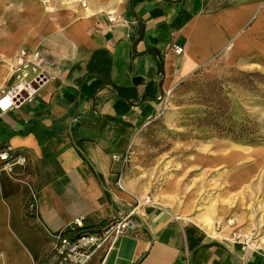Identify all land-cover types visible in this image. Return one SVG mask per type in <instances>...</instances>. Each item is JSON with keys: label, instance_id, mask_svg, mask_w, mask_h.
<instances>
[{"label": "crops", "instance_id": "1", "mask_svg": "<svg viewBox=\"0 0 264 264\" xmlns=\"http://www.w3.org/2000/svg\"><path fill=\"white\" fill-rule=\"evenodd\" d=\"M43 41L53 61L46 82L0 112V152L27 157L14 177L0 167V261L38 264L52 234L74 220L95 231L131 213L136 227L87 264H264L247 243L212 239L166 208L141 205L125 181L136 134L178 84L220 56L264 60V0H124L117 17L99 15L67 51Z\"/></svg>", "mask_w": 264, "mask_h": 264}, {"label": "rangeland", "instance_id": "2", "mask_svg": "<svg viewBox=\"0 0 264 264\" xmlns=\"http://www.w3.org/2000/svg\"><path fill=\"white\" fill-rule=\"evenodd\" d=\"M24 1L0 0V47L14 41L13 44L20 47L16 56L25 53L29 64L42 70L53 61L43 53L41 43L44 44L43 40H49L55 33L52 23L66 18V15L58 16L62 5L50 0L55 14L49 13L43 21L45 18L41 12L29 20L28 11L21 7ZM27 2L31 5L35 0ZM9 37L14 40H8ZM33 55L39 56L37 63L33 62ZM3 62L1 56L0 64ZM12 65L6 69L7 74L0 73V90L10 89L17 82L11 80L8 83ZM235 144L257 151L264 148V60L247 58L236 62L220 56L178 84L166 96L160 113L138 131L126 165L127 192L137 202L139 199L145 201L146 197L152 200L168 192L171 181L176 179L179 182L178 202L194 193L196 206L205 194L201 198L197 196L196 186L202 179V165L197 167L195 164L205 163V153L210 156L212 171L217 178L211 190L218 198L217 205L224 207L230 202L232 207L239 205L240 196L244 198L243 193L249 191L250 185L259 180L264 185V164L262 155L251 154L254 150L246 162L225 157L229 156ZM246 164L253 167V172L247 181L234 189L230 190L227 182L222 184L218 180V176L227 178L234 172L238 173ZM263 201L264 192H258L250 201L245 199L240 207L257 209L259 202ZM218 217H222L224 223L232 220L231 227L247 230L242 229V233L249 234L254 229L250 225L238 224L235 213ZM220 225L222 223L215 224L217 229ZM232 239L247 243L245 237Z\"/></svg>", "mask_w": 264, "mask_h": 264}, {"label": "bare ground", "instance_id": "3", "mask_svg": "<svg viewBox=\"0 0 264 264\" xmlns=\"http://www.w3.org/2000/svg\"><path fill=\"white\" fill-rule=\"evenodd\" d=\"M54 2L61 4L62 9L59 11L58 16L65 14L66 18L59 19L52 23V27L55 30V33L49 37L47 40V46L52 48L56 52H65L69 48L70 40H82L86 35V29L93 21L101 14H108L112 18H115L119 15L124 0H54ZM22 8H25L28 11L29 20L30 18L34 19L41 14L46 20L49 13H54L55 10L50 6V0H35L33 4L24 1L21 5ZM51 27V28H52ZM8 40H14L8 38ZM12 42V41H11ZM8 42L6 46L0 47V59L1 56L4 58L3 64H0V73H6V69L10 68L11 63L14 62L18 51L20 50L19 46H16L14 41L11 43ZM33 62L37 63L39 60L38 55L31 56ZM6 104V101L3 102V105ZM235 148H232L227 158H233L235 161L246 162L249 153L254 150L251 154L257 153V155H262V161L264 164V148L260 149H244L246 145L235 144ZM249 148V147H247ZM209 154L204 153L205 163L202 162L195 164L200 169L201 181L196 186V190L199 191L197 196L201 198L205 194L204 199L201 202H196L194 206V196L195 194H190L186 197L184 201L178 202V189L177 185L179 182L172 180L170 183V189L168 192L164 193L162 197H153L151 200L150 197H146L145 201L139 199L141 205L149 206H160L166 208L168 212L175 216H179L186 222L194 224L202 229L210 238L212 239H232L233 237L241 238L245 237L247 239V245L255 250H264V201L259 202V208H254L252 206H242V202L250 201L252 196L258 194V192H264V185L262 180H259L257 183L250 185L249 191L243 193L244 198L240 196L239 205L236 204L234 207L233 203H229L227 206H218V198L211 192L214 183L217 182V178L212 171L211 160L209 159ZM207 159V160H206ZM245 167L240 170L241 173L234 172L232 175H229L227 178L224 176H218V180L225 184H229L228 188L230 190L239 186L241 183L247 181L253 172V167L251 165H244ZM209 188V189H207ZM151 200V201H150ZM235 213L238 215V224L245 226H252L253 231L250 230L249 234L242 233V229L231 227L232 220H227L226 223L223 222V215H228ZM220 220V221H219ZM221 224L220 229H217L215 224ZM245 230V229H243ZM247 231V230H245ZM251 237H253L251 239Z\"/></svg>", "mask_w": 264, "mask_h": 264}, {"label": "built area", "instance_id": "4", "mask_svg": "<svg viewBox=\"0 0 264 264\" xmlns=\"http://www.w3.org/2000/svg\"><path fill=\"white\" fill-rule=\"evenodd\" d=\"M183 49L175 47L181 54ZM25 53L17 56L13 62L11 75L17 82L0 94V112H6L15 106L33 98L46 82L44 70L32 67ZM6 104L3 105V102ZM27 166V157L21 152L5 149L0 152V167L8 176L14 177L15 170ZM118 187L122 188L120 183ZM38 205L35 190L31 191L28 209L35 212ZM136 225L131 213L121 218H112L100 225L95 231H87L83 219L74 220L67 228L52 234L51 248L44 260L38 264H87L96 253L105 257L115 247L119 238ZM0 264H4L0 261Z\"/></svg>", "mask_w": 264, "mask_h": 264}]
</instances>
